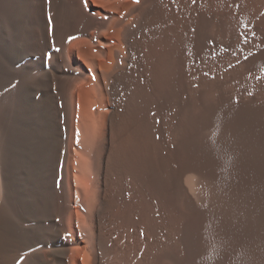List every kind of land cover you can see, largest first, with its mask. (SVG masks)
<instances>
[{
  "label": "bare ground",
  "instance_id": "1",
  "mask_svg": "<svg viewBox=\"0 0 264 264\" xmlns=\"http://www.w3.org/2000/svg\"><path fill=\"white\" fill-rule=\"evenodd\" d=\"M33 1L34 0H0V45L2 47L0 49L2 52L4 48L5 52H19L15 45L20 46L29 44L30 42L32 45H37L34 38L37 36V34H34L35 29L33 30L34 32L31 30V33L27 35L23 34V30H25L24 26H30L31 22L28 23V21H31L33 18L32 16L35 14L36 6L34 5L35 1ZM161 1L162 0H142L141 3L144 6L140 8L138 22L133 26L125 25L123 33L130 52L127 57L117 55L118 59L114 62L115 64L112 63L116 70L112 71H115L114 73L110 74L111 71H108V73L101 68V62L104 61L100 60V56H89L88 52H84L85 50L79 52V56L81 59L83 58V62L87 64L91 72L90 75L87 73V76L84 75L89 79V82L96 87L97 84L99 87L101 80H103L108 90V99L105 96V99L102 97L103 93L98 90V87L96 91L92 90L91 92L85 89H81V91L78 90L80 92H78V97L76 96L78 100L76 101L75 109L77 110L75 115V117L77 116V120H75L76 127H74L76 129L75 134L77 135L73 133L74 94L77 87H82V83L80 82L83 81H76L77 84L72 89H70V83L72 80H79L78 78L81 75L78 74V77L73 75L71 78L67 76L65 80H63L64 78L61 80L56 78L57 69L67 66H69V68L72 67L71 61L74 60L72 52H66L65 55V52L61 51L65 36L61 35L56 38L60 50L59 52H41V56L37 61L30 60V63L26 62V64H20V67L17 66L18 68H15L13 65L10 68L8 63H5V70L7 72L5 73L3 70L4 73H0L1 78L3 77L0 79V87L8 88L6 89L7 93H4L7 94L9 100H3L4 102H8L5 107L7 108V112L0 113V115L6 114L5 118H0L6 119L7 121V123L5 122V124H7L5 127L6 129L4 128L6 136H4L5 138L2 136V139H5L4 151L2 152H4L3 160L7 175L5 183L7 187L6 202L8 207L6 206V215L0 219V232L2 228L6 230V238L4 235L0 234V248L5 249L4 264H79L78 258L82 249L88 250L91 256L89 263L83 258L82 264L197 263L199 249H197L196 241L199 239H196V235L192 231V229L195 230V228L191 227V222H193V220L191 222L189 220H184V210L189 208L192 210L191 212H195V214L193 213L194 215L198 214L200 216L199 213L204 209V206L201 204L205 187L220 186L229 191L233 186L232 184L235 181L237 182V179L240 178L239 163L243 161L238 162V164L237 162L235 163L232 159V153H234L232 152L233 148L231 149L230 147L232 151H229L227 150L229 146L226 149L227 144L226 147H222L218 144L220 143L219 140V142L216 143L215 140L211 141L205 139L204 136L207 131H215L213 125L216 122L224 123L227 126L231 125L232 127L233 125H239V128L240 126L242 127L245 124H243L244 118L250 115L248 111L250 100L247 102L244 98L243 100L233 98L227 85L228 82L231 81L226 78L228 76L223 72L226 76L224 78H221V76L212 77L213 79L218 78L215 83L211 81H207L206 83H204V81L202 82L204 84L211 82V84H215L217 88H220L218 90L222 92L220 97L223 95V98L221 97L222 100L219 104H217V102L214 105L210 104V102H208V99L211 98H208L210 94L206 95L207 97L204 94L203 89L205 85L201 90L198 86L194 85L193 82L189 83L187 80L183 79L182 73L180 74L179 71L175 72L173 68L172 74L167 72L171 74V76H169L168 87L166 86L168 88L166 91H169L171 97H173L171 98L172 101H169V103L168 98L166 99L164 97L166 95H158L156 89L152 90V92H155L154 96L152 94L154 98V113L149 117L145 115L147 106L140 96L142 95L143 97V95L146 96L147 94L137 96L141 88L135 87V89H137L136 92L130 88V84L133 82L135 84L138 80L133 81L136 79V75H134L136 73L134 70L137 65L136 60L139 61L140 59H136L138 53L136 52V46L138 44H136V36H139L140 33L155 21H162V18H165L168 12L165 10V2ZM191 1L192 0H187V6L184 5L183 8L185 11L182 10L183 12L179 17L176 16L177 18H172V20L167 18V22L170 23L167 29L168 32L176 31L179 35L183 30L189 32V27L191 25L188 26V24L193 19L192 26L195 30L192 35L194 41H197L198 22L189 12V3ZM106 3L107 2L104 1V4ZM114 3L118 5V9L110 12L113 15L110 16L108 25H112L116 22L117 18H123L121 16L122 9L126 6L125 0H118ZM141 3L139 5H142ZM250 5L252 7L253 4L251 3ZM26 6L32 17L29 18V20L27 17L28 15H26L27 11H25ZM191 6L192 8L197 7L196 3ZM253 10L251 9V12ZM242 11H244V9ZM114 15L117 18L114 17ZM209 15L210 17L208 18H211L209 20H212V18L214 19L215 17L213 16L216 15V11L214 12L213 9ZM217 16L218 12L216 17ZM229 21L231 20L229 19ZM210 23V27L207 29V35L205 36H207L206 38L211 43L215 44V46L222 47L224 45L222 41L225 39L218 37L219 35H214V31L218 33L219 27L217 26L219 25H217V23L216 26L213 25L214 23L212 21ZM4 26H8L9 32L11 33L10 40L13 41L11 46L5 45L2 42ZM160 27H162L161 23ZM33 28L34 27H31V29ZM119 30L120 29H118V31ZM166 30L165 33L167 32ZM161 32L163 33V31ZM185 36L183 37L186 38ZM207 39L206 41H208ZM158 42H160V39H157L155 44H153L154 42L152 43L154 49L158 52H155L153 49L150 55L142 56L145 57L144 64L139 63L142 66V69H140L150 74L149 77L152 78V80H149H151L153 84L155 83V79L159 78L164 74L163 72H165L162 61L164 51L162 52V46L157 45ZM181 43L177 44L180 46ZM166 44L165 46L172 45L170 42L167 43V40ZM99 46L103 45L99 44ZM37 48L38 46L33 47L34 50ZM168 48L169 46L167 49ZM172 48H169L170 52ZM24 51H26L27 56H32L28 52H33V50L26 49ZM142 53L146 54V52ZM10 57L8 59H10ZM111 62L109 63L111 64ZM106 63L107 65L105 64V66L107 68L110 64H108V62ZM243 64L244 63H241L244 67ZM175 68L178 67L175 66ZM250 68H252V66ZM75 72L82 74L84 73V69ZM230 76L233 77V75ZM238 78L237 81L240 80V78ZM162 80L164 79H161V81ZM240 81L238 82L240 83ZM146 82L147 81L143 83ZM233 82L234 80L232 84ZM14 83H18L19 87H16ZM202 85L199 86L202 87ZM229 85L231 84L229 83ZM95 86L92 88L94 89ZM133 87L134 85L132 88ZM144 87H142L143 91ZM151 87H153V85ZM210 88L212 87L210 86ZM215 88L216 87L213 89ZM88 89L91 88L88 87ZM239 90L241 91V89ZM92 92L95 94L98 92L104 102L108 101V104L106 103L108 109L107 111L101 109L104 105H100V102L95 100L100 106H97L98 104L96 103L95 108L98 107V110L96 109L97 112L93 108L94 105L92 108L90 107L94 109L96 113H94L95 117L91 124H89L90 122L87 124L88 120L85 119V117L86 114L89 115L87 105L90 101V94ZM169 93L167 92V95ZM234 93L235 96L238 94H236V92ZM203 95L207 102L203 100ZM94 97L97 98V95ZM103 101H101L102 104L104 103ZM4 102L2 104H4ZM259 102L261 103V101ZM168 108L169 110L172 108L173 111V114H171L172 117L169 119L164 116L165 114L160 115L157 113L159 111H165ZM256 108L254 109L257 110ZM256 112L253 113L256 114ZM248 119L247 121H250ZM256 123H258V121ZM231 126L225 127L226 130L231 128ZM89 127L90 131H87ZM246 127H248V125H246ZM168 129H170V131L167 132ZM231 129L233 133L237 132L238 134L241 132V129L239 130L240 132H238V129H236V132L235 129ZM246 129L248 128L244 130ZM244 130L242 129V131ZM246 131L244 133L245 136L247 133ZM17 134H19V136ZM158 134L160 136L159 139ZM206 135H209V133ZM73 136H76V140ZM219 136L222 135L220 134ZM242 136L244 139V135ZM1 141L2 140H0V144ZM77 141L79 142L77 143ZM221 141H223V139H221ZM74 144L80 147V152H77L79 151L77 149V151L75 150L76 156H79L76 161L79 165L75 167L72 164L73 161L71 162V150ZM1 148L3 147L0 146V151ZM238 151L236 152L238 153ZM0 154L2 155L1 152ZM255 154H257V152ZM236 157L237 156L234 155V158ZM250 157H253V155ZM238 160L240 159L238 158ZM133 163L136 167V170H134L137 175L136 180L132 179L130 175L131 171L129 173L128 170H132L134 166ZM71 167L73 170L75 169L74 181L78 189L75 193V200L73 199ZM187 174H192V181ZM152 176L155 179L154 181H151ZM154 183L159 184L158 189L161 191L160 200L157 198L158 207L160 209L159 215L161 216V223L158 224L152 219L151 212V206L153 205L152 200L154 199L152 198V184ZM163 190H167V192L165 191V197L163 195ZM73 203L75 204L74 206L72 205ZM72 206L77 208L75 214L76 218L72 212L74 211L71 209ZM80 206L84 209L82 210ZM81 210L83 213H81ZM16 213L19 214V216H16ZM201 214L204 215L205 213L203 212ZM75 220L77 221L78 231L75 229ZM132 228V233L135 231L133 235L136 242H140L139 235L144 234V250L142 251L141 248H139L140 246L138 247V243L130 242L133 237L130 236V230ZM195 233L198 234L197 232ZM17 235L21 236L19 248L17 243L19 238ZM2 236L5 238L4 241L2 240ZM81 243L82 246L80 245ZM76 245L80 247H72ZM235 247H237V245ZM2 253L3 252H0V257H3L4 254ZM135 259L138 260L135 261ZM236 260L238 259L236 258Z\"/></svg>",
  "mask_w": 264,
  "mask_h": 264
},
{
  "label": "rangeland",
  "instance_id": "2",
  "mask_svg": "<svg viewBox=\"0 0 264 264\" xmlns=\"http://www.w3.org/2000/svg\"><path fill=\"white\" fill-rule=\"evenodd\" d=\"M34 1H33L34 5L36 7H35V14H34V16H32L33 18L31 17V14L28 12V7L27 6L25 7L26 8L25 11H27L26 15H28L27 16L28 20H29V18H32V20L28 21V23L31 22L30 26H24L25 30H23V34L27 35L28 33H31V30L33 31L35 29V32L34 31L33 32L35 35L37 34V36L34 35L35 36L34 37L35 42L37 45H32L31 42L29 44H24V45H20V46L15 45V47H17V50L19 52H5L4 51L5 48L3 49V52H2V50L0 49V73L2 74V73H4V71H5V73L7 72L5 70V67H6L5 63H8V66L10 68L12 67V65L15 68H18L17 66H19L20 64H26V62L30 63V60L37 61V59H39V57L41 56V52H46V51L47 52H59L60 50H59V47L57 45L56 38L58 36H61V35L65 36L63 48L61 51L65 52V55H66V52H72V54L74 56V60L71 61L72 67L69 68V66H67V67H61L60 69L58 68L57 69L58 71L56 72V78H59L60 80L64 78L63 80H65L67 78V76L71 78L73 75H76L77 77H78V74L81 75L78 78L79 80H74V81L72 80L71 81L70 89L75 87V85L77 84L76 81H83V82H80V83H82V87H77L75 90V94H74V97H75L74 98L75 99L74 106H73V112H74L73 128H74V127H76L75 120H77V118H76L77 116L75 117L77 110H75V109H76V101L78 100V98H77L78 92H80L81 89L90 90V92L92 90L96 91V89L98 87V84L96 87L94 84L89 82L88 78H86L87 74L90 75L91 72H90L87 64L85 62H83V58L81 59V57L79 56V52L81 50H83V51L85 50L84 52H88L89 56H97V57L100 56V60L104 61V62H101V68L106 72L111 71L110 74L114 73L116 70H115V67L113 65L115 64L114 62L116 61V59H118L117 55H122L124 57H127L129 55V52H130L128 49V45L125 42L123 29H125V25H129V26L132 25L133 26L138 22L140 8L143 7L144 5L141 3L142 0H138V2H137V0H125L126 6H124V8L122 9V16H121L123 18H117L114 15V17L117 18V21L114 22L112 25H108L109 21H110V16L113 15L110 12L118 9V5L116 3H114L115 1H118V0H104L105 2H107L106 4H104V1H102V0H77V1L72 0V2H71V0L70 1L69 0H34ZM162 1L165 2V5H166L165 10H167L166 12H168L167 13L168 15L166 14L165 18L164 17L162 18V21H160V20L155 21L154 22L155 24L152 23L151 25H149V27H147L143 31L144 35L142 32L139 34V36H136V38H137L136 44L138 43L137 46L140 48L139 49L136 46V52H138L136 55V59L140 58L141 60L140 59H139V61L136 60L137 61L136 69L137 68L138 69L137 70L134 69L136 72L134 74V75H136L135 76L136 79H134L133 81H136L137 79L138 80L135 83L136 85L132 81L133 83L130 84V88L132 90H134V92H136V90H137V89H135V87L141 88L140 93L137 96H140L141 94H147L146 96L143 95V97H142V95L140 96V98H143V100L145 101L146 106H147L145 109L146 110L145 115L147 117H149V116H152V114L154 113V111H153V104H154L153 96H154L155 92L154 91L152 92V90L156 89L158 91V95H166L164 97L166 99L168 98V102L172 101L171 98H173V97H171V94L169 93V91H166V90H168L167 85H168L169 76H171L172 71L174 69H175L174 70L175 72L179 71L180 74L182 73L183 79L187 80L189 83L193 82V84L198 86V88H200L201 90H202L203 86L205 85L204 89H203L204 94H205V96L210 94V96H208V98L211 97L210 99H208V102H210V104L214 105V104H216V102H217V104H219V102L223 98V95L221 96L222 98L220 97V95L222 94L221 90H218L220 88H217V86H215V84H211V82H214V83L216 82V79H218V78H215V79H213V78L217 77V76H221V78L228 76L226 78L229 79L231 82H228L227 85H228V88L230 89L234 99L238 98V100H240V99L243 100V98H244L245 101H247V102H248V100H250L249 101V108H248L250 115H249V117L247 116L248 115V111H247V115H246L247 117H245L246 120L244 118V121H243V124L247 123L246 125H248V127H246L245 124L242 126V127L248 128V129H246L247 131L244 130L245 128H242L241 126L239 128L238 127L239 125H233V127H232L231 125L227 126L224 123H220V122L217 123L216 122L215 123L216 125L215 124L213 125V127L215 128L214 129L215 131H212V132L207 131L209 133V135H206V134H208L206 132L205 136H204L205 139H208L211 141L215 140L216 143H218L220 141V143H218V144H220L222 147H226V144H227L226 149L229 146V148L227 149L229 151L233 148V151L231 150L232 152L235 153V154L232 153L233 161L235 163L237 162V164H238V162L243 160L242 161L243 163L242 162L239 163L240 164V170H239L240 178L237 179V182L235 181L232 184L233 186L230 188L229 191L225 190L224 188H222L220 186H211V187L206 186L205 187L204 194H203L204 195L203 201L201 204L204 206V209H202V211H201V213H203V212L205 213L204 215L201 213H199L200 216L198 214L194 215L195 212L194 211L191 212L192 210H190L189 208H186L184 210V212H185L183 215L184 220H189L190 222L193 220V222H191V225H192L191 227L195 228V230L192 229V231L196 235V239H199L197 241L195 240L197 242L196 243L197 249H199V251H198L199 254L197 252L198 260H197L196 264H204V263L205 264H236V263L237 264H264V239H263L264 238V207H263L264 206V191H263L264 190V153H263L264 152V130H263L264 129V121H263L264 120V0L263 1L262 0H255V1H252V0H211V1L210 0H202V1L197 0L196 1L195 0V2H193V0H192L189 3L190 4L189 12H190V14H192L191 15L192 17L197 19V22H198L197 33L199 36L197 35V41H194L193 35H192L194 33V30H195V28L192 26L193 25L192 23L194 21L193 19L188 24V26L191 25L189 27V32L183 30L179 35V33L177 34L176 31H169L168 32V29H167L169 27V24H170L167 22V20H168L167 18H170L172 20V18L176 19L177 17H179L182 14V12L185 11V10H183V8H184V5L187 6V0H175V1L174 0H162ZM140 3L142 5H139ZM195 3H196L197 7L192 8L191 5H194ZM209 3H212V4H209ZM249 3L250 4L252 3L254 5V7H253V5L251 7V5ZM65 9H66V11H65ZM207 9L209 10V12ZM213 9H214V12L216 11V15L218 12V16L216 17V15H214L213 17H215V18L214 19L212 18V20H209V19H211V18H208V17H210L209 13H211L213 11ZM243 9H244V11H242ZM245 9H247V10H245ZM251 9L252 10L254 9L253 10L254 12L252 11L253 13L251 12ZM169 13H170V15H169ZM219 15H221V16L223 15V16L221 17ZM204 16H206V17H204ZM229 19L231 21H229ZM211 21L214 23L213 25L216 26V23H217V25H219V26H217V27H219L218 28L219 31H218V33H216V31H214V35H216V36L219 35L218 37H222V39L226 40V41L225 40L222 41L224 43V45H223L224 47L222 46L223 48L221 46L220 47H218L217 45L215 46V44L211 43L206 38L207 36H205V35H207V32H208L207 29H209L208 27H210L209 24H211L210 23ZM159 22L161 23L162 27H160ZM86 23H87V25H86ZM41 25H43V26H41ZM230 25H233V26H230ZM73 26H74V29H73ZM31 27H34V28L31 29ZM78 27H80V28H78ZM118 29H120V30L118 31ZM164 29L165 30L167 29L166 33H165ZM3 30H4V33H3L2 42L5 45L11 46L13 44V41L10 40L11 33L9 32L8 26H4ZM161 31H163V33ZM205 32H206V34H205ZM189 33H190V35H189ZM172 34L173 35L176 34V35L173 36ZM184 34L187 36H185ZM158 35H160L161 37ZM183 36H185L188 40L186 38H184ZM69 37H75V38L72 40H69ZM165 37H168V38H165ZM171 38H174V39H171ZM181 38H182V40H181ZM157 39L158 40L160 39V42H161V44H160V42H158L159 44L157 43V45L162 46L163 47L162 52L163 51L165 52V53L163 52L162 61H163V64H164L163 66H164V70L166 73L163 72L164 74H162L159 78L155 79V83L153 84V82L151 81L152 78L149 77L150 74H148V72L144 71V70H143L144 71L143 72L141 70L142 66L139 63L144 64L143 62H145V57H142V56H145V55L148 56V55H150V52H153V49H154L153 44H155V41H157ZM192 39H193V41H192ZM206 39L208 41H206ZM164 40H165V42H164ZM166 40H167V43H169V42L172 43L171 46L168 45L169 48H172L175 46L174 48L171 49V52H170L169 48H168L169 50L167 49L168 46H165ZM78 41H79V43H78ZM177 43L178 44L181 43V45L179 46ZM99 44L103 45V46H99ZM208 44H209V46H208ZM108 45H109V47H108ZM151 45H153V46H151ZM34 46H38V48L34 50L33 49ZM185 46H187V47H185ZM0 48H2L1 45H0ZM26 49L27 50L31 49V51L33 50V52H28L32 56L26 55L27 53H26V51H24ZM140 50H141V52H140ZM154 51L158 52L155 49H154ZM139 52L141 55L139 54ZM142 52H146V54L142 53ZM172 53H174V54H172ZM10 56H12V57H10ZM9 57H10V59H8ZM177 57H178V59H177ZM111 60H112V62H111ZM164 61H165V63H164ZM106 62H108V64H110L109 62H111V64L107 68L105 66V64L107 65ZM112 63H114V64H112ZM172 63H173V65H172ZM241 63H244L243 64L244 67L241 65ZM256 64H257V66H256ZM139 66H141V67H139ZM172 66H174V67H172ZM175 66L178 68H175ZM251 66H252V68H250ZM73 68L77 69V70H74ZM110 68H111V70H110ZM243 68H245V69H243ZM82 69H84V73H82V74L75 72V71H77V72L82 71ZM113 70H115V71L112 72ZM228 71L230 72V74ZM234 71H235V73H234ZM236 71H237V73H236ZM243 71H245L247 73H245ZM141 72H143L144 74ZM167 72H169L171 74H169ZM223 72H225L226 76ZM183 73H184V75H183ZM1 74H0V79L3 78V77L1 78ZM142 75L143 76L145 75V76L143 77ZM230 75H233V77ZM139 76H141L143 80ZM231 77L234 79H232ZM238 77L241 80V81L238 80V81H240V83L237 81ZM147 78H148V80L151 79V80H149L151 82H149L147 80ZM161 79H164V80L161 81ZM235 79H236V81H235ZM233 80H234L233 84L235 86L232 84ZM145 81H147L146 82L147 84L143 83ZM203 81H204V83H206L207 81H211V82L204 84V83H202ZM229 83L231 85H229ZM14 85L16 87H19L18 83H14ZM99 85L100 86L98 87V90L103 93L102 97L104 99H105V97L108 99V90L105 87V82L103 80H101V83ZM133 85H134V87L132 88ZM152 85H153V87H151ZM158 85H159V87H158ZM199 85H202V87ZM212 85L214 87H216L215 89H217V90L213 89L214 87ZM0 86H1V81H0ZM86 86H88L91 89H88V87H86ZM93 86H95L94 89L92 88ZM210 86L212 88H210ZM142 87H144V91L142 90ZM1 88H3V87H0V90H1L0 91V95H1L0 96V113H3V112L6 113L7 108H5V107L7 106L6 105L8 103L7 101H9L7 98L8 96L6 94L7 93L6 89H8V88H5V87H4L5 89L4 88L1 89ZM78 88H80V89H78ZM239 89H241V91ZM78 90H80V91H78ZM145 91H146V93H145ZM4 92H6V93H4ZM167 92L169 93L168 95H167ZM215 92H217V93H215ZM234 92H236V94L238 93L236 95L237 97L235 96ZM92 93H94V92H92ZM92 93L90 94L91 95L90 101L87 105V110L89 111V115L86 114V117H85V119L88 120L87 124L89 122H90L89 124H91L92 120L95 117L94 113H96L98 110L97 109L98 107L95 108V105L97 103V101H95V100H98V102H100L99 103L100 105H104V106H102L101 109L106 110V111L108 109V107H107L108 101L104 102L102 100L103 98L100 96V94L98 92H96V94L95 93L92 94ZM152 94H153V96H152ZM96 95H97V98L94 97ZM205 96L203 95V100H205L207 102ZM218 96L220 97L219 100H218V98H219ZM242 96H244V97H242ZM254 96H255V98H254ZM213 97H215V98H213ZM6 99H7V101L4 102ZM93 99H94V101H93ZM256 99L261 101V103ZM91 101H92V104H91ZM101 101H103L104 103L102 104ZM3 102H4V104H2ZM250 103L253 107L250 105ZM99 104L97 106H100ZM92 106L95 110L97 109L96 112L94 111V109H91ZM250 106H251V108H250ZM252 108L253 109L256 108L257 110H255V109L253 110ZM168 110H169V108L165 111H162V112L161 111H159V112L156 111V112L159 113L160 115L165 114L164 116H166L167 119H169L172 117L171 114H173L172 113L173 111H172V108H170L169 111ZM253 112H256V114H254ZM91 114H92V116H91ZM148 114H150V115H148ZM1 115H3V114H1ZM1 115H0V117H4V118L6 116V114L3 116H1ZM256 118H257V120H256ZM247 119L250 121H247ZM89 120H91V121H89ZM257 121H258V123H256ZM5 122L7 123L6 119L0 118V129L3 130L7 126V124H5ZM259 122H261V123H259ZM254 123H256V124H254ZM258 124H261V125H258ZM230 126H231V128L235 129V132H236V129H238V128H239L238 132H240L239 131L240 129H241V132L238 134H237V132L233 133L231 128H228L230 130H228V129L226 130V128L230 127ZM168 128H170V127H168ZM5 129L3 131L0 130V133H1L0 134V140H2L1 144L3 143L2 145L0 144V146L3 147V148H1V151H0L2 153V155L0 154V206H1L0 207L1 208L0 209V215H2V216H0V219H1V217H4V215H6V212H7L6 208L8 207V204L6 202V189H7V187H6V183H5L6 179H7V175H6L4 160H3V158H4L3 153L4 152H2V151H4V145H5V139H4L5 138L4 136H6ZM87 129H88L87 131H90V127ZM242 129L244 131H242ZM73 131L72 132L75 134L76 129L74 128ZM168 131H170V129H168L167 132ZM245 131L247 132L246 136L244 134ZM241 133H242V135H244V139H243V136L241 135ZM220 134L222 136H219ZM235 134H237V135H235ZM239 134H240V136H239ZM17 135L19 136V134H17ZM75 135H77V134H75ZM2 136L4 137L3 139H2ZM230 136H231V138H230ZM73 137H74V139L76 138V136H73ZM159 137L160 136L158 134V139H159ZM156 138H157V135H156ZM221 139H223V141H221ZM240 141H243V142H240ZM222 142L223 143L225 142L224 143L225 145ZM232 143H233V146H232ZM77 147H78V145L74 144V146L72 147V150H71V158H72L71 162L73 161L72 164L74 167L79 165L78 162H76L79 158V156L78 157L76 156L77 155L76 151L79 150L77 152H80V147H78L79 149ZM230 147H231V149H230ZM236 151H238L239 154ZM256 152H257V154H255ZM249 153H250V155H249ZM241 154H242V156H241ZM234 155L237 156L236 157L237 159L234 158ZM252 155H253V157H250ZM238 158L240 160H238ZM252 163H253V165H252ZM244 164H245V166H244ZM242 167H243V169H242ZM128 170H129V173L131 171L130 175L132 176V179L136 180L137 175H136V171H134V170H136L135 164L132 167V170H130V169H128ZM187 175L190 177V179L192 181V179H193L192 174H187ZM74 176H75V169L73 170V168L71 167V180H72V189H73V196H74L73 199L75 200V193L78 189H77V185L74 181ZM150 179H151V177H150ZM154 180L155 179L152 176L151 181H154ZM152 185H153L152 186V195H153L152 198H154L152 200L153 205L151 206L152 219L154 220V222H156L158 224V223H161V219H160L161 216L159 215L160 209L158 207L159 206L158 199L160 200L161 191H159L160 189H158L159 184L154 183ZM165 191L167 192V190H163L164 197H165ZM4 193H5V195H4ZM3 201H5V202H3ZM72 205L74 206L75 204L73 203ZM73 206L71 209L74 210L72 212L76 218L75 214H76L77 208L76 207L74 208ZM83 207H81L82 210L84 209ZM253 207H255V208H253ZM228 208H229V210H228ZM82 210H81V213H83ZM210 214H211V216H210ZM205 215H207V216H205ZM16 216H19V214L16 213ZM231 220H232V222H231ZM153 224H155V223H153ZM77 226H78L77 221L75 220V229L78 231L79 229ZM208 227H211V228H208ZM5 231L6 230L4 228H2L0 234L4 235L6 238V235H5L6 232ZM130 231H131L130 236L131 237L133 236L131 238L130 242L131 243H138V247L140 246L139 248H141V251L144 250V244H143L144 234L143 235L140 234L139 235V241L140 242H136L135 237L133 235V233H135V231L132 233L133 228ZM195 232H197L198 234H196ZM224 232H225V234H224ZM4 236H2L3 241L5 240ZM17 237L19 238V240L17 241L18 248H19L21 236L17 235ZM208 237H209V239H208ZM80 245L82 246V243ZM236 245H237V247H235ZM134 246H135V244H134ZM72 247L75 248V247H80V246L76 245V246H72ZM4 250H5L4 248L3 249L0 248V252H3L2 254H4L3 257H0V264H4V260H5V253H4L5 251ZM83 258L88 263L91 260V256L89 254V251L86 249H82L80 252V256L78 258L79 264H82ZM236 258L238 260H236ZM137 260L138 259H135V261H137Z\"/></svg>",
  "mask_w": 264,
  "mask_h": 264
},
{
  "label": "snow or ice",
  "instance_id": "3",
  "mask_svg": "<svg viewBox=\"0 0 264 264\" xmlns=\"http://www.w3.org/2000/svg\"><path fill=\"white\" fill-rule=\"evenodd\" d=\"M137 2H138V0H137ZM193 2H195V0H193ZM75 37H69V40H72V39H74ZM79 141H77V143H78Z\"/></svg>",
  "mask_w": 264,
  "mask_h": 264
}]
</instances>
